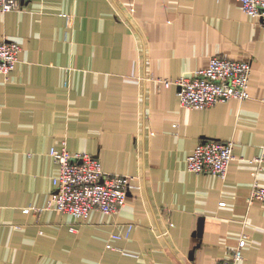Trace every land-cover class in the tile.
<instances>
[{
  "label": "crops",
  "instance_id": "0c3cea01",
  "mask_svg": "<svg viewBox=\"0 0 264 264\" xmlns=\"http://www.w3.org/2000/svg\"><path fill=\"white\" fill-rule=\"evenodd\" d=\"M3 39L21 50L0 75V264H216L243 235L236 264H264V23L238 0H24ZM211 56L250 61L248 98L186 109L154 80ZM204 138L233 141L226 177L187 169ZM63 142L139 187L109 214L45 209Z\"/></svg>",
  "mask_w": 264,
  "mask_h": 264
},
{
  "label": "built area",
  "instance_id": "2783aa9c",
  "mask_svg": "<svg viewBox=\"0 0 264 264\" xmlns=\"http://www.w3.org/2000/svg\"><path fill=\"white\" fill-rule=\"evenodd\" d=\"M24 0H0V11L16 8ZM242 10L250 17L264 23V0H238ZM21 48L15 41H0V75L8 80L10 72L18 61ZM251 73L247 59H229L221 56L209 57L201 68L175 78H156L164 87L175 86L179 105L186 109H203L229 99L244 100L249 97L248 85ZM233 141L204 138L186 156V167L194 173H210L226 177L233 155ZM50 155L59 165L58 174L53 177V189L44 206L68 213L76 218L86 219L91 211L109 214L118 211L125 203L128 191L139 187L138 176L109 173L102 169L100 160L86 152H70L66 143L57 149L51 147ZM264 152L255 158L261 161ZM249 201L264 204V185L256 182L250 189ZM24 212L40 211L39 207L28 206ZM131 225H129V228ZM113 238L119 237L116 234ZM243 235L229 259L216 264H236L242 258ZM106 248H121L106 242Z\"/></svg>",
  "mask_w": 264,
  "mask_h": 264
}]
</instances>
